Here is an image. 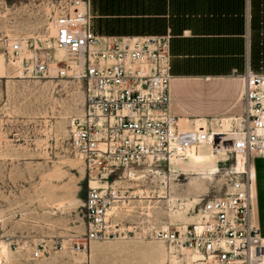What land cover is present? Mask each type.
Returning a JSON list of instances; mask_svg holds the SVG:
<instances>
[{
	"label": "built area",
	"instance_id": "built-area-1",
	"mask_svg": "<svg viewBox=\"0 0 264 264\" xmlns=\"http://www.w3.org/2000/svg\"><path fill=\"white\" fill-rule=\"evenodd\" d=\"M90 1L64 0L53 14V46L64 60L18 40L8 61L29 78L83 83V110L70 122L69 149L95 180L83 202L84 233L69 240L68 250L81 254L91 243L126 236L114 215L125 191L109 177L129 178L151 164L169 167L206 146L231 158L225 192L205 200L190 224L147 235L168 247L166 264H264V237L251 216L249 173L250 160L264 158V75L243 76L239 116L181 130L170 109L168 38L98 37L91 31ZM40 256L39 250L33 254Z\"/></svg>",
	"mask_w": 264,
	"mask_h": 264
},
{
	"label": "rangeland",
	"instance_id": "rangeland-1",
	"mask_svg": "<svg viewBox=\"0 0 264 264\" xmlns=\"http://www.w3.org/2000/svg\"><path fill=\"white\" fill-rule=\"evenodd\" d=\"M63 1L0 0V264H166L168 247L147 232L193 222L205 200L225 192L231 158L151 164L134 174L138 178L109 177L125 191L114 215L126 236L71 253L69 240L84 233L83 202L95 180L69 149L70 122L83 110V83L29 78L8 63L18 40L65 59L51 32ZM213 120L189 122L215 126Z\"/></svg>",
	"mask_w": 264,
	"mask_h": 264
},
{
	"label": "crops",
	"instance_id": "crops-1",
	"mask_svg": "<svg viewBox=\"0 0 264 264\" xmlns=\"http://www.w3.org/2000/svg\"><path fill=\"white\" fill-rule=\"evenodd\" d=\"M90 11L98 37L168 38L178 119L238 115L243 76L264 75V0H91ZM249 173L252 222L264 237V158L251 159Z\"/></svg>",
	"mask_w": 264,
	"mask_h": 264
},
{
	"label": "bare ground",
	"instance_id": "bare-ground-1",
	"mask_svg": "<svg viewBox=\"0 0 264 264\" xmlns=\"http://www.w3.org/2000/svg\"><path fill=\"white\" fill-rule=\"evenodd\" d=\"M51 32L53 34L55 31L54 32L51 31ZM56 51H59V52H61V54H64L61 50L56 49ZM178 125H179V128L181 130L191 129L190 122H189L188 119H178ZM198 126L199 125H196V126H194V128H196ZM223 127L226 128L227 127V123L223 124ZM202 150H205L206 152L203 153ZM214 156H215V154L212 153V151L211 152L209 151V147L203 146V147H200L197 150H195L190 155H188V157L185 160H189L190 162H192L194 164H207V163H212L213 162V157ZM198 157H199L200 160H199L198 163H196L198 161ZM237 169L238 170L241 169V165L240 164L237 165ZM134 178H138V177H135V175L131 173L129 175V179H134Z\"/></svg>",
	"mask_w": 264,
	"mask_h": 264
}]
</instances>
